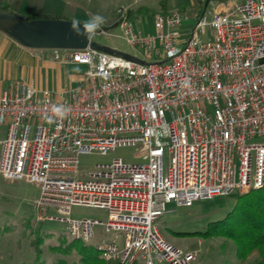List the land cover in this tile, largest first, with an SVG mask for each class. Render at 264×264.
<instances>
[{"label":"built area","instance_id":"built-area-1","mask_svg":"<svg viewBox=\"0 0 264 264\" xmlns=\"http://www.w3.org/2000/svg\"><path fill=\"white\" fill-rule=\"evenodd\" d=\"M133 10L117 7V21L145 63L90 46L54 49L87 66L78 86L56 93L16 80L3 90L0 176L37 183V219L64 221L74 239L91 240L97 225L121 232L95 245L107 261L194 264L198 252L157 226L168 205L264 187V0L198 17L158 12L155 34L136 27ZM188 18L194 26L182 23ZM122 145L136 146L142 161L118 156L81 174V154ZM76 205L105 209L107 219L74 218Z\"/></svg>","mask_w":264,"mask_h":264},{"label":"rangeland","instance_id":"rangeland-1","mask_svg":"<svg viewBox=\"0 0 264 264\" xmlns=\"http://www.w3.org/2000/svg\"><path fill=\"white\" fill-rule=\"evenodd\" d=\"M168 1L170 6L176 4L175 0ZM211 1L222 8L230 0ZM211 1L207 6V12L212 9ZM67 2L82 6L90 18L95 15L104 18L105 22L96 29L93 35L95 40L133 55L141 53L142 48L132 47L123 36V29L116 15L117 7L121 6L118 0H67ZM132 17L136 27L144 34H155L157 31L154 17L149 12H144L140 18L135 19L134 14ZM113 21L114 23H111ZM101 28L107 30L108 33L99 32ZM178 28L186 30L189 26L178 25ZM86 68V65L68 64L65 66V72L83 74ZM5 126V124H0V138L5 136ZM257 141H264V136L258 137ZM118 156L127 162L142 161L136 146L122 145L105 154L99 151L81 154L79 170L81 174L96 170L97 163H110L114 157ZM39 194L40 186L35 182L0 176V264H59L60 261H64L63 264H74L79 260L80 255L76 250L67 254L52 251L53 246L60 245L63 248L74 238L69 234L64 221L55 218L37 219L34 202ZM234 203L235 199L232 195H219L210 199L198 200L191 206L169 204L170 210L161 215L156 223L163 236L172 244L184 251L198 252L194 264H257L259 258L256 255L247 259L238 258L235 243L231 239L202 233L209 228L212 222L224 218L233 208ZM48 212L53 215L57 214L53 208H50ZM71 215L74 218L88 216L103 221L107 219L105 209L82 205L74 206ZM95 233L96 235L91 240L85 242L98 245L113 238L116 234L122 236V233L117 231L105 232L102 225L95 226ZM37 234L45 237L41 245V262L34 260L35 253L30 244L31 238L37 237Z\"/></svg>","mask_w":264,"mask_h":264},{"label":"crops","instance_id":"crops-1","mask_svg":"<svg viewBox=\"0 0 264 264\" xmlns=\"http://www.w3.org/2000/svg\"><path fill=\"white\" fill-rule=\"evenodd\" d=\"M118 1L120 2L119 5L132 3L134 6L132 14L136 16V19L140 18L144 12H149L154 17V14L158 12L181 9L185 6L190 7L198 0H175L176 4L173 6L169 5L168 0ZM232 1L230 0L227 5L223 4L224 7L222 8L211 1V12L226 8ZM0 3H7L10 10L25 17L33 14H47L82 22L90 19L82 6L69 4L67 0H0ZM189 15L192 16L191 13ZM68 64L83 65L73 62ZM68 64L55 57L54 49L24 46L0 30V95L5 88L16 80L33 82L39 87H46L59 93L68 85H72V82L81 81L82 74L65 72V66ZM5 125L4 138L8 130L7 124ZM4 138H0V152L1 140Z\"/></svg>","mask_w":264,"mask_h":264},{"label":"trees","instance_id":"trees-1","mask_svg":"<svg viewBox=\"0 0 264 264\" xmlns=\"http://www.w3.org/2000/svg\"><path fill=\"white\" fill-rule=\"evenodd\" d=\"M205 0H198L194 5L181 10L191 13L192 17H198L204 8ZM0 8L9 9L7 3H0ZM34 17H60L47 14H33ZM235 199L233 208L227 215L212 222L209 228L202 233L208 235H219L231 239L236 246V254L240 259H247L252 255L259 258L257 264H264V187L253 189L245 193L231 194ZM31 238L30 244L35 253L34 260L40 261L43 244L42 235ZM76 250L80 255L74 264H121L119 261H107L100 257L97 247L80 239H74L65 247L53 246L52 251L65 254ZM41 262V261H40ZM60 261L59 264H63Z\"/></svg>","mask_w":264,"mask_h":264},{"label":"water","instance_id":"water-1","mask_svg":"<svg viewBox=\"0 0 264 264\" xmlns=\"http://www.w3.org/2000/svg\"><path fill=\"white\" fill-rule=\"evenodd\" d=\"M209 2L210 0H205L203 12L206 11ZM73 21L76 19L61 17L28 18L10 9L0 8V30L24 46L49 49H79L90 46L108 53L120 54L141 63L146 62L133 54L98 42L93 38V35L90 39L83 35H77L73 30ZM80 22L82 25L83 22ZM182 23L194 26L196 22L194 18H188L184 19ZM78 85L79 82H72L73 87Z\"/></svg>","mask_w":264,"mask_h":264},{"label":"clouds","instance_id":"clouds-1","mask_svg":"<svg viewBox=\"0 0 264 264\" xmlns=\"http://www.w3.org/2000/svg\"><path fill=\"white\" fill-rule=\"evenodd\" d=\"M104 18L100 15L92 16L89 20L81 22L76 20L73 21V30L77 35H83L85 38L90 39L92 35L95 34L96 29L104 23ZM55 111L60 115H65L67 110L62 111L60 108L55 109Z\"/></svg>","mask_w":264,"mask_h":264}]
</instances>
